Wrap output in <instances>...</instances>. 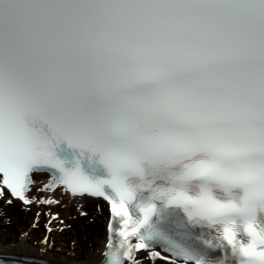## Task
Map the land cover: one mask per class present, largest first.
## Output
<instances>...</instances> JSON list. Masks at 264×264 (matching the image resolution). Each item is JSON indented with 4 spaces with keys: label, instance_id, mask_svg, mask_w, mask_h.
<instances>
[{
    "label": "snow or ice",
    "instance_id": "snow-or-ice-1",
    "mask_svg": "<svg viewBox=\"0 0 264 264\" xmlns=\"http://www.w3.org/2000/svg\"><path fill=\"white\" fill-rule=\"evenodd\" d=\"M37 172L98 264H264V0H0V197Z\"/></svg>",
    "mask_w": 264,
    "mask_h": 264
},
{
    "label": "rangeland",
    "instance_id": "rangeland-1",
    "mask_svg": "<svg viewBox=\"0 0 264 264\" xmlns=\"http://www.w3.org/2000/svg\"><path fill=\"white\" fill-rule=\"evenodd\" d=\"M36 211V208H32L28 212L18 215L10 208L1 205L0 246L13 245L17 242L19 237H24L27 247L37 248L41 243H46L51 247L55 255H65L68 257L69 261L74 259L77 260L84 256L87 251L84 249L80 237H82V234L83 237L86 235L87 245L95 239V234L93 233L94 225L92 227L93 223L91 224L90 221L87 222L86 224L91 225V227H84L85 230L69 227L68 232L61 229L63 225L59 228L54 227L51 231L47 232L45 236L42 222L44 217L47 218V215L44 212L43 214L36 213ZM35 217H37V220H35ZM67 237H69V239Z\"/></svg>",
    "mask_w": 264,
    "mask_h": 264
},
{
    "label": "bare ground",
    "instance_id": "bare-ground-1",
    "mask_svg": "<svg viewBox=\"0 0 264 264\" xmlns=\"http://www.w3.org/2000/svg\"><path fill=\"white\" fill-rule=\"evenodd\" d=\"M39 177V176H38ZM41 177V176H40ZM47 196L44 198L45 201L51 199V197H54L55 199L61 201L60 206L54 207L52 204L49 203H41L42 206H48L49 208L52 207L56 212H60L63 216L67 219V224L63 225L61 227L62 230H65L68 232V228L70 225L75 222L76 219L72 218V214L76 215V213H80V211H85L87 213L86 218L84 221L89 222L92 224V227L94 225L93 233L95 234V239L92 240L91 243H88L87 245V237L86 235L82 234L81 241L83 242V247L86 249V253L84 256L77 260H68V257L65 255L57 256L55 255L51 247L47 245L46 243H41L39 247H27L25 242L26 239L24 237H19L17 242L13 245H6V246H0V253L2 254H18V255H25V256H35L38 258L46 259L51 264H98V261L102 257V253L104 251V243H105V226L102 224V215H98L94 212L89 206L92 199L88 198H78V199H72L68 196H63L60 193H56L51 195H44ZM33 198V197H32ZM3 201V200H2ZM72 213V214H71ZM18 214V213H17ZM23 214V213H20ZM19 215V214H18ZM35 220H37V217H35ZM83 221V222H84ZM78 225V226H77ZM76 226L80 228L81 230H85V228L91 227V225H85L78 223ZM85 227V228H84ZM69 236V235H68ZM69 239V237H67ZM71 238V237H70ZM85 244V245H84ZM29 248V249H27ZM143 264L144 261H141Z\"/></svg>",
    "mask_w": 264,
    "mask_h": 264
}]
</instances>
